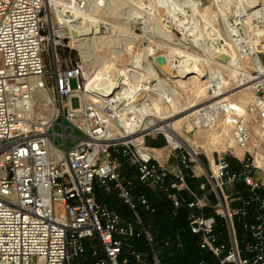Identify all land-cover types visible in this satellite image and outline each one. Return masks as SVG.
<instances>
[{
  "label": "built area",
  "instance_id": "obj_1",
  "mask_svg": "<svg viewBox=\"0 0 264 264\" xmlns=\"http://www.w3.org/2000/svg\"><path fill=\"white\" fill-rule=\"evenodd\" d=\"M255 22L264 25V9ZM72 31L58 13L54 22L46 0H0V264H72L85 256L87 240L96 242L90 264H130L129 255L142 262L147 254L128 244L134 238L146 241L152 264H176L160 258L142 217L143 212L153 215L155 207L144 195H135L133 182L122 176L126 165L135 168L140 184L166 196L175 208L188 209V229L198 237L199 249L214 259L197 264H264L261 72L254 65L243 68L241 83H248L253 93L246 108L225 96L207 101L225 88L210 78L207 103L185 114L183 125L197 131L223 121L231 129L234 148L244 152L240 156L228 148L239 169L225 151L212 157L206 170L182 134L143 129L150 98L134 103L117 91L109 97L88 92L86 79L93 71L87 61L67 58L77 50ZM249 43H240L244 54ZM58 46L69 50L67 57L59 55ZM150 56L156 66L157 55ZM213 59L212 66L221 70V62ZM130 63L128 76L123 75L127 83L139 70L136 62ZM122 77L117 81L121 86L126 83ZM150 92L163 98L160 104L171 105L175 98L169 90ZM74 98L78 106H73ZM254 125L261 132L260 143L253 140ZM153 132L165 136L166 146L147 145L145 138ZM186 172L205 180L193 189ZM235 187H243L244 193ZM96 188L116 192L132 219L125 221L98 202ZM208 192L217 200L213 207L207 203ZM207 207L213 212H197Z\"/></svg>",
  "mask_w": 264,
  "mask_h": 264
},
{
  "label": "rangeland",
  "instance_id": "obj_2",
  "mask_svg": "<svg viewBox=\"0 0 264 264\" xmlns=\"http://www.w3.org/2000/svg\"><path fill=\"white\" fill-rule=\"evenodd\" d=\"M88 1L89 2H87L86 10L84 11L86 14L84 17L86 18L84 22L86 23V25L91 26V18L97 21V24H99L100 26V34L103 36L104 42L107 45L102 44V42H95L88 49V53L86 56L82 55L79 50H72V53L69 55V57H67L69 54V50L64 46H58L57 50L59 55H63L64 58L67 57L71 60H74L75 58L78 59V57H83V59L87 61L89 70H92L94 72L100 69V67L104 63V60L115 57L113 56L115 55L114 53H116L114 52V50H125L122 53V56L118 57L117 59L120 67L122 69H126L127 65L132 61L131 57L133 58V56H137L138 54L144 52L143 48L145 47V45L149 44V48L151 49L150 51L155 55L167 53L169 51V48L173 46L174 48L185 50L188 53L190 51V53H192V55L197 58V62L202 66V69L208 70V73H210V69H212V71L216 69L208 61V59H210V52L207 48H205V46L207 44H216L217 41H221L222 43H224L226 38L229 39V42H231L229 34H227V31H225V26L227 24L226 20H229L230 22H232V20L234 21L235 19H237L236 17L241 9H243L245 6H252V3L254 2V0H250V2L249 0H192L199 4L193 5L190 0H143L142 2H137L138 0ZM65 4L71 6L72 9L73 5L70 0H53V2L49 6H47V11L51 13L54 22L56 21L57 13L58 15H60V11L63 10V5ZM196 6L198 7L196 8ZM224 9L228 10V13L226 15H224L223 13ZM241 26L242 25H239V27ZM165 33L170 35L168 38H166V40L163 39V35ZM251 33L252 30L247 29L246 27V29H244V34H246V36L241 33L242 37L239 38H242L244 40L249 39V34ZM253 36H255V34H253ZM63 44L65 45L67 43L65 42ZM127 48H130V50H126ZM235 53L237 54L236 51ZM246 53L248 56H251V49L247 48ZM258 55L262 63L264 64V50H259ZM148 58L152 61L151 56H149ZM248 65H253L250 59H245V63L231 65L228 68L222 67V69L220 70L221 74L218 73V75H222L226 79L227 83L225 84L224 88V90L226 91H222L224 92V94L220 97H228L232 93L238 91V89H235L237 86L238 76L242 72H244L243 68L247 67ZM156 69L158 68L156 67ZM174 72L175 74H177L176 71ZM229 73H231V77H228ZM160 75L161 77H163L162 73H160ZM190 76H194V74H190L189 77ZM163 78H165V76ZM206 79L207 76L204 75L200 79L191 78L189 82L184 85H181L179 83L172 84V88L176 93L174 94V100L171 102L177 104L179 109L182 110L181 112L185 111V113L203 106L209 94L207 92V82L205 81ZM260 79H264V77L262 76L260 77ZM126 86L129 87L131 86V84L129 83ZM150 96L154 101L161 103L158 95H156L155 93H150ZM252 97L253 93L249 89L236 93L234 96L230 97L229 100L241 104L244 108H246L250 103ZM199 103L201 105H198ZM72 104L73 106H78V99L74 98L72 100ZM161 105H165L162 108V112L166 113L164 116H169L170 114H172L173 108L170 104L167 103ZM190 105H194V107L189 110L186 109ZM159 116L163 115L159 114ZM175 127L176 132L182 134L183 137L195 149L198 154L197 157L199 158L201 163H203L206 170L210 169L209 161L212 159V157H217L218 153L220 155H226L228 153L227 157L239 165L238 160L232 158V155L228 152L229 146L237 154L238 149H235L232 143L231 129L229 127H226V124H223V121H221V123L215 127L207 128L202 131L188 129L183 125V123L177 124ZM226 128L228 129V131ZM252 133L253 140L257 143H260L261 132L256 125L253 126ZM160 137H162L165 141L163 146L152 147L161 148L166 146L167 144L165 136L161 133L153 132L145 138V141L147 143V140L149 138H159L160 140H162ZM56 143L58 144L59 142L57 141ZM225 151H227V153ZM243 154L244 152L241 151V154L238 155L241 156ZM196 165L197 161L192 162L193 167H195ZM197 170L199 173L201 171L205 173L204 169L200 170L197 167ZM122 176L126 180H130L133 182V189H136L135 192L142 189V187H140L138 174L135 168L126 165L122 169ZM202 177H204V175H202ZM146 188L149 191H153L151 187ZM226 190L229 191L230 189L226 188ZM139 195H144L149 200L146 194ZM98 200L107 203L110 208L120 214L125 221H128L132 218L128 206L124 204V202L118 197L116 192L107 193L104 189L100 188L98 192ZM216 202V198L212 197L209 204L213 207L215 206ZM217 220L219 223L223 222V219L219 217L217 218ZM154 221V226L156 228L157 225L160 226V231H158L157 235H161L162 239L164 236H169L168 233L170 232V229L166 225V220H158V218H155ZM167 241L169 242L165 244L163 241L162 245L164 248H162V250L173 251L172 247L174 242H172L171 239H168ZM181 245L182 243L180 244V246ZM176 246L179 247L177 243ZM86 247L87 253L88 255H90L92 252V247L89 242H87ZM182 247V264H186L190 261H187L188 257L186 254L187 250L185 246ZM148 252L149 251L147 248L143 249L141 253L147 254V256H142V262H137L135 260V264H152ZM83 260H85L83 259V257L74 258L72 260V264H84Z\"/></svg>",
  "mask_w": 264,
  "mask_h": 264
},
{
  "label": "bare ground",
  "instance_id": "obj_3",
  "mask_svg": "<svg viewBox=\"0 0 264 264\" xmlns=\"http://www.w3.org/2000/svg\"><path fill=\"white\" fill-rule=\"evenodd\" d=\"M70 1L73 5L72 9L71 6L65 4L63 5L64 6L63 10L60 11V15L58 16L60 19L63 18L66 21V26L70 30L77 31L78 33L77 43H75L74 46L77 48V50L80 51L82 55L86 56L88 53V49L93 45V43L95 42L96 43L102 42V44H106V43L104 42L103 36L100 34L101 33L99 28L100 26L99 24H97L98 23L97 21L91 18L90 19V21L92 22L91 26L86 25V23L84 22V20L86 19L84 18L86 15L84 11L86 10L87 6L86 7L83 6L84 8L81 7L82 0H70ZM142 1L143 0H138L137 2H142ZM52 2L53 0H46V5L49 6ZM84 2L85 4H87V2L89 1L84 0ZM190 2L193 5H199L197 2H194L192 0H190ZM197 7L198 6H196V8ZM263 9H264V0H254L252 6L249 7L245 6L243 9H241L238 12V15L236 17L237 19H235L234 21L232 20V22L226 20L227 24L225 26V31H227V34H229L232 43L229 42L228 41L229 39L226 38L224 43H222L221 41L219 42L217 41V43L213 45L207 44L205 48H207L210 52V59H208L209 63L211 64L216 63V60L215 59L212 60V57L217 58L219 53H225L227 56L224 62L218 63L221 67L224 68H228L231 65L245 63V59H250L253 65L261 72V77L262 76L264 77V64L262 63L258 55L259 50H264V25H259L255 22V17L257 16V14H259V16L262 17ZM227 11H228L227 9H224L223 11L224 15L228 13ZM239 25L242 26L239 27ZM246 27L247 29L252 30V33L249 34V39H247L248 41H250L249 45L251 46L250 47L251 56H248L247 54L243 53L242 45L240 44L244 39L239 38L241 37L239 31L243 30L244 32V29H246ZM253 34H255V36H253ZM169 36L170 35L165 33L163 35V39L166 40V38H168ZM149 47H150L149 44L145 45V47L143 48L144 49L143 53L138 54L137 56H133V58L131 57L132 63L136 62L139 66V70L135 71V73L132 72V74H130L132 75L131 83H130L131 86L129 87L126 86L129 83L125 81V77L123 76V75L128 76V74L126 73L127 68L122 69L118 64L117 58L122 56V53L125 51L123 49L120 51L114 50V52L116 53H114L115 55L113 56L115 57L104 60V63L102 64L100 69L94 71L93 73H90V75L87 76L86 85L89 88V90L100 91L105 94L107 93L108 95L111 93H115L117 91L116 93L124 94L125 97H133L134 103H137L146 97L150 98L152 100L151 109L149 113L150 116L147 117L143 122L142 125L143 129L149 132L156 130H164L166 131V133L178 137L179 134L178 132H176L175 126L177 124L183 123L186 114L185 111L181 112L182 110L179 109L178 105L172 102L171 103V106L173 108L172 114H170L169 116H164L166 113L162 112L163 111L162 108L165 105L162 106L159 102H155L150 96L151 93L150 91H154L155 89H162L165 92L169 90L172 93V95H174L176 92L172 88V84L179 83L181 85H184L188 83L191 78L200 79L204 75L207 76L206 80H209L210 78L216 79L218 85L226 84L227 81L222 75L221 76L218 75V73L221 74L219 69H216L214 71L210 69V73H208V70L202 69V66L197 62L198 61L197 58H195L192 55V53H190V51L188 53L185 50L174 48L173 46L169 48V51L167 53L161 54L166 59V65L163 67V69L158 70L154 66L153 62L148 58L152 54V52L150 51L151 49ZM126 50H130V48H127ZM235 51L237 52V54L235 53ZM174 71H176L177 74H175ZM160 73H162L163 77L165 76V78L161 77ZM190 74H194V76L189 77ZM120 77H122V80L126 82L122 86L121 83H117ZM228 77H231V73L228 74ZM135 78H137L139 82H135ZM238 81L239 84L235 88L238 89V91L232 93L228 97H232L238 92L251 89L248 83L247 84L241 83V74L238 76ZM260 81L264 83V79H261ZM116 85H119L118 90L115 89L116 87H118ZM141 90L142 93L138 94V91ZM223 94L224 92L221 91L218 94L219 96H216L215 98L209 97L207 101H213L214 99L222 96ZM160 99L163 100L161 97ZM192 107H194V105L193 106L190 105L186 109L189 110L192 109ZM207 108L208 105H205L204 108L202 109H207ZM159 114L163 116L157 117V115ZM237 152L238 154H241V151L238 150Z\"/></svg>",
  "mask_w": 264,
  "mask_h": 264
},
{
  "label": "trees",
  "instance_id": "obj_4",
  "mask_svg": "<svg viewBox=\"0 0 264 264\" xmlns=\"http://www.w3.org/2000/svg\"><path fill=\"white\" fill-rule=\"evenodd\" d=\"M160 138L162 140H160L159 138H156V139L149 138L147 140V145L159 146V147L163 146L165 141L162 137ZM187 181L190 185V180L188 178H187ZM140 187H142V189L137 190L136 192H135L136 189L134 190L135 194L136 195L146 194L147 197L149 198L150 203L155 207V210H156L153 215H147L145 212H143L142 217H143L144 222L149 226V230L154 237L156 250L159 252V256L162 259V261L165 263L182 264L183 262H182L181 251L183 249L182 246H185L187 250L186 254L188 257L187 261H190V262H187L186 264H197L201 259H204L207 262H214V259L210 255V253L203 252L199 249L198 237L192 234L190 230L188 229V212H189L188 209L185 207L177 209L173 206L171 201L166 198V196L155 191L153 188H152L153 191H149L146 188L147 186L143 187V185L140 184ZM99 189L100 188H96L95 190L97 200H98ZM98 202L105 203L99 200ZM108 207L110 208L109 205ZM110 209L113 210L112 208ZM155 218H158V220L159 219L166 220V225L170 229L169 230L170 232L168 233L169 236H164L162 239L161 235H157L158 231H160L159 230L160 226L157 225V228L154 226ZM168 239H171V241L174 242L173 247H172L173 251H169V250L163 251L162 250V248H164L162 245L163 241L165 244ZM176 243L177 244L182 243V245L177 247ZM128 244L131 245L133 249L142 251L143 249L147 248L149 251L146 241L143 238L142 239H136V238L129 239ZM128 258L130 259V264H135L136 261L133 257L129 255Z\"/></svg>",
  "mask_w": 264,
  "mask_h": 264
},
{
  "label": "crops",
  "instance_id": "obj_5",
  "mask_svg": "<svg viewBox=\"0 0 264 264\" xmlns=\"http://www.w3.org/2000/svg\"><path fill=\"white\" fill-rule=\"evenodd\" d=\"M230 162H231L232 167H233L234 169H239V165L236 164L233 160H230ZM187 175H188V179L190 180V186H191L193 189H196L197 186L199 185V183H201L202 181L205 180L204 177H202V178H201V177L191 178L188 172H187ZM235 188H236V187H235ZM237 189H239L241 192L244 193V191H243L244 188H243V187H237ZM183 195L185 196V193H183ZM206 195H207V197H208V202H207V203H208V205H210L209 202H210L211 198L214 197V195H212L211 192H208ZM187 198H188V195H187ZM214 198H215V197H214ZM210 206H211V205H210ZM197 212H199V213H203V214H210V213H212L213 211H212L211 207H207V208H205L204 210H202V211H197ZM87 242H89L91 246L93 245V243L96 244V242H94V241L91 242V241H88V240H87V241H86V245H87ZM83 259H85V260H83V261H84V264H90V263L93 261L92 255H91V254L88 255L87 251H86L85 257H83ZM79 264H83V263H79Z\"/></svg>",
  "mask_w": 264,
  "mask_h": 264
},
{
  "label": "water",
  "instance_id": "obj_6",
  "mask_svg": "<svg viewBox=\"0 0 264 264\" xmlns=\"http://www.w3.org/2000/svg\"><path fill=\"white\" fill-rule=\"evenodd\" d=\"M72 35L74 37H77L78 33L77 31H72ZM227 56L225 53H219V55L217 56V59L220 61V62H224L226 60ZM154 63L155 65L157 66V68L159 70L163 69V67L166 65V59L163 55H157L154 57ZM89 93H92V94H98V95H102L100 94L99 92H96V91H92V90H88ZM113 93L109 94V95H106L107 97L111 96ZM104 96V95H103Z\"/></svg>",
  "mask_w": 264,
  "mask_h": 264
}]
</instances>
